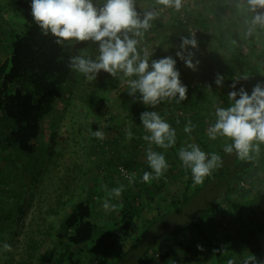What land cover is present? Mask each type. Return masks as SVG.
<instances>
[{
  "label": "rangeland",
  "instance_id": "374dc122",
  "mask_svg": "<svg viewBox=\"0 0 264 264\" xmlns=\"http://www.w3.org/2000/svg\"><path fill=\"white\" fill-rule=\"evenodd\" d=\"M13 1L0 0V6L11 9L14 5ZM94 2L100 6L103 0H94ZM140 2L143 8L155 6L159 12L157 18L165 26L158 32L144 33L138 47L140 49L146 48L149 51L150 60H159L168 56L176 60V69L180 70L181 82L188 89V103H191L190 106H195L196 111L201 114H207L209 111V113L215 114L217 107L226 108L227 106L216 92L217 90L230 93L234 90L239 91L243 87L251 94L257 84L254 76L249 71L239 69L237 64L231 60V56L242 51L252 65L260 66L264 74V28L257 26L255 32L251 36H247V25L244 24L245 22H241L238 24L239 28L236 33L230 34L229 37L226 34L223 41L228 46L224 47L221 42L215 39L218 33L216 26L218 17L213 14L214 9H201L199 6L198 8L190 7L192 4L198 5V0H194V2L193 0H183V4L186 3L185 8L189 7L188 11L185 10L184 6L181 8L180 11L184 10L185 13H180L174 8H164L163 5L156 4V0H141ZM235 6L237 7V5ZM237 10V14L243 16L241 18L251 19L252 14L245 9L237 8ZM7 16L8 14L5 16L0 15V33H2L0 38H3H1L3 41L0 43L1 49L5 46L8 31L12 26L9 25ZM204 18L208 21L202 23L201 21ZM191 31H194L195 38L198 41V49L189 48V51L195 53L193 62L199 60L198 70L196 71L188 68L184 61L176 56V52L181 50L179 47L182 43L181 37L191 38ZM86 43L87 46L83 49H88L92 58H95L98 45L93 44L91 41ZM81 50L78 51V54ZM209 70H211L212 76V83L209 85L211 89H209V86L206 87V83L203 85L200 82L203 81L202 77L205 72ZM217 74L224 77L222 86H217L215 83ZM225 75L228 79H225ZM245 76L248 78L243 79ZM83 77L85 76L82 73L71 69L61 96L43 121L42 132L33 141L34 153L32 155L24 154L18 149L17 145L9 146L6 151L11 155L10 160L3 159L0 161V264H3L4 261L18 264L23 257L26 258V242L31 234L35 238L41 237L40 241L42 240V245L31 260V264H43L42 257L59 246L58 233L63 230L62 222L66 216L65 214L71 210L72 204L67 205V210L63 212L62 216H48V222L53 226V235L43 237L38 231L31 232L32 228L38 227L37 223L40 218L35 211H31L33 207L29 203L36 194L35 187L37 183L33 186V177L40 171L43 172L48 165V151L54 138V130L61 127V116L71 119V121L74 118L73 121L76 123L77 131L72 139L66 143L67 154L70 157L79 155V162H82L84 170L87 171L82 180L83 186L77 199L86 201L91 205L94 212L93 219L100 226L97 232L98 235L94 240L80 246H72L68 258L69 264H137L139 262L142 264L145 258L147 261L150 260L152 253L156 254L157 259H153L155 264H163V259L157 256V251L167 249V233L178 230L188 222L199 219L202 211L210 209L208 207L211 206L213 197L216 196L219 190L220 183L217 177L209 176L205 178L202 184H198L196 191L191 189L192 194H188L189 196L185 199L184 189L187 183V175L179 157V150L182 147L188 148L189 145L193 144L198 145L202 151L208 154L209 158L212 153L220 154L219 148L223 147L222 141L227 137L218 135L215 140L209 138L208 129L214 125V119L207 120L205 134L201 135L200 131L194 126L193 120L189 118L192 108L189 110L182 106L176 107L172 104L173 98L165 99L155 107L145 105L140 99L141 94L139 92L135 96L129 95L127 81L135 79V77L129 78L124 76L123 73H118L114 86L107 93L109 98L101 109H93L90 111L91 113L89 112L90 114L79 115L81 114L79 112L80 108L71 107L70 112L64 113L67 86L79 84ZM236 79L240 80L236 84V88L233 89L231 85L236 82ZM199 87L202 89L201 92H199ZM199 97L201 102L197 103L196 98ZM124 105L143 107L146 112L156 111L175 130L176 143L173 145L174 150L170 147H159L154 143L151 145L152 150L163 154L168 163L167 170L161 175L162 178H154L155 173L147 161L149 142L145 141L143 137L150 135V133L144 128L142 121L137 123L136 120L129 118ZM84 117L86 118L82 121ZM110 118L112 121H108ZM189 121L193 127L191 132L186 133L184 128ZM98 130L105 133L103 140L94 135ZM128 130L132 132L131 138L126 135ZM263 145L261 144L260 148ZM175 152L177 156L174 155ZM58 153H62L61 150ZM99 161L100 167L98 165ZM124 161L129 162L134 167L133 175L131 173V178L126 177L127 180L121 173L108 170L112 163L118 162L119 166ZM145 172L152 173L153 178L148 182L143 181ZM104 186H107V188L105 189ZM121 186H123V191L120 197L108 196L111 189ZM235 186L232 191L234 199L243 200L242 195L244 194L241 193L242 191L249 194L263 193L264 154L261 156L255 171L249 175H244L235 183ZM146 190L151 191V193ZM129 193L136 195L133 199L130 195L126 196L128 201H131L130 209L133 210L135 205L139 213L134 214L128 220L130 225L127 228L122 219V203L124 195ZM105 199H108L109 203L115 205V207L106 210L103 207ZM21 205L25 209L22 214L19 211ZM215 210L217 209L213 211ZM213 211L211 210L210 216L202 218L206 231L210 236L216 239L220 235L219 233L228 231L234 238L241 240L242 247H249L247 231L243 226L239 227L237 216L231 212L232 210L224 207L217 212ZM248 211H256V213H253L252 218H261L262 211H264V201L259 202L253 208L250 207ZM239 228L242 229L241 232L238 231ZM106 229L111 230V233L108 234L105 231ZM124 231H128L126 237ZM176 239H180L179 242H186L190 238L179 236ZM190 241H193V239ZM130 242L131 246L136 242L132 254L115 261L120 252L128 248ZM4 243L10 244L13 250L11 252L5 251L3 249ZM112 243H114V246H111ZM185 249H188V252L190 250V248ZM185 251L179 255L191 261L193 258L188 259ZM178 252H180L179 248ZM138 253L146 255L137 262L135 259L140 258ZM238 257L243 260L247 255L243 253L239 254Z\"/></svg>",
  "mask_w": 264,
  "mask_h": 264
},
{
  "label": "trees",
  "instance_id": "16d2710c",
  "mask_svg": "<svg viewBox=\"0 0 264 264\" xmlns=\"http://www.w3.org/2000/svg\"><path fill=\"white\" fill-rule=\"evenodd\" d=\"M140 1L136 0V6L141 16L144 12L156 10L155 6L143 8ZM31 2L32 0H14V5L11 7L12 10L0 6V15L5 16L8 14L7 20L9 25H12L8 31V38L4 48H0V161L3 159L10 160L11 155L6 151L9 146L17 145L18 149L24 154L32 155L34 153L33 141L42 132L43 121L52 110L54 103L61 96L63 86L71 72L70 59L79 55L78 51L87 46L86 42L80 43L76 41H65L63 44H58L56 42L57 38L50 32L48 35H44L42 29L32 18ZM151 23L152 27L145 32L146 34L158 32L165 26L158 18ZM1 38L0 43L3 41V38ZM219 41L222 45V38ZM138 49L140 48L138 47ZM231 58L239 69L249 71L254 76L256 83L264 82V74L260 66L252 65L242 51L241 53L233 54ZM210 77L211 74L206 75L205 73L204 78H207L206 87L212 83ZM225 79H228L226 75ZM200 82L203 83V81ZM114 83L115 78L102 70L95 80H88L83 77L79 84L68 85L63 112L68 113L71 107H75L80 108L79 112L81 114L79 115H87L86 113L93 109H101L106 104L109 98L107 93L111 91ZM201 90L199 87V92ZM216 92L223 99L226 106H230L229 93L218 90ZM177 99L178 97L173 98L172 101V104L176 107L182 106L189 110L192 108L189 118L193 120L194 126L200 131L201 135L205 134L207 120L212 118L216 122L217 117L212 112L209 113V111V115H207L208 113L201 114L195 110V106H190L191 103H188V96L186 100L180 103H177ZM196 101L197 103L201 102L200 97L196 98ZM124 108L127 109L129 118L136 120L137 123L142 121L141 113L146 112L143 107L124 105ZM61 119V127L59 129L57 127L53 133V137L56 139H52L48 151V165L43 172L40 171V173L34 175L32 180L33 186L37 183L35 187L36 194L35 197H32V201L29 204L33 207L31 211H35L40 221L37 223L38 227L32 228L31 232L38 231L43 237L52 236L53 226L48 222V216L60 217L67 210L68 204H72V207L65 214L66 216L62 222L63 230L58 233V248L42 257L43 264H69L68 258L72 251V246H80L94 240L100 227L93 219L91 205L86 201L77 199L83 186L82 180L87 171L86 169L84 170L82 162H79V155V157L77 155L70 157L67 154L66 143L76 134V123L73 121L74 118L71 121V119L61 116ZM108 121H112V119L110 118ZM222 143L223 147L219 148L222 165L211 172L210 175L216 176L220 183L219 190L216 196L213 197L211 206L208 207L210 211H202L199 219L188 222L178 230L168 232L167 239L178 235L183 230L193 228L203 238L204 245L210 248L216 264H228L230 260L233 264H264V211H262L261 218H252L253 213H256V211H248L250 207L253 208L259 202L264 201V191L263 193L249 194L241 190V193L244 194L242 195L243 200L234 199L232 196V191L236 187L235 183L244 175H249L255 171L261 156L264 154V145L260 148L258 155L255 152L251 154L252 159L241 160L235 150L231 154L224 151L226 145L234 143L231 139L226 138ZM171 148L174 150V146H171ZM59 150L62 153H58ZM98 165L99 167L101 166L100 161ZM182 165L187 175V183L184 189V198L187 199L188 194H192L191 189L196 191L198 185L193 183L190 168L185 167L183 162ZM120 167L121 169L119 170ZM122 168L127 169L129 175L131 173L133 175L134 167L127 161L122 162L119 166L118 162L112 163L108 170L121 173L126 180L131 178L122 172ZM160 177L162 178V176ZM148 192L151 193V191ZM128 195L132 199L136 197L135 194L129 193L125 194L123 198L122 219L126 223L127 228L130 225L128 220L134 214L139 213L135 205L133 210L130 209L131 201L126 198ZM224 207L231 209V212L237 216L239 227L243 226L246 229L249 237V247H242L240 244L241 240L234 238L229 232L221 233L220 238L215 240L206 231L202 218L210 216L211 210L217 209L213 211L217 212ZM19 211L21 214L24 213L23 205L19 206ZM102 228L105 229L104 226ZM105 231L108 234L111 233V230L106 229ZM238 231L241 232L242 229L239 228ZM127 234L128 231H124L125 237ZM40 238H35L33 234L29 236L26 242V258L28 259L23 257L18 264H31V260L42 245ZM112 244L111 246H114V243ZM134 246H136V242L120 253L117 259H115L116 257L112 258L115 261H119L121 257L132 254ZM206 247L200 252V256L205 254ZM187 248H190V250L188 252V249H186L185 254L188 259H191L197 254L196 247L188 245ZM173 251L174 249L169 247L168 251L159 254V257L167 262V259L174 253ZM190 251H193V253L191 254ZM243 253L247 257L241 260L238 255ZM145 255L144 253L139 254L140 258L135 259V261H140ZM194 258L196 257L194 256ZM3 264L17 263L4 261Z\"/></svg>",
  "mask_w": 264,
  "mask_h": 264
},
{
  "label": "clouds",
  "instance_id": "9594fccd",
  "mask_svg": "<svg viewBox=\"0 0 264 264\" xmlns=\"http://www.w3.org/2000/svg\"><path fill=\"white\" fill-rule=\"evenodd\" d=\"M156 4L180 11L183 0H156ZM237 8H243L252 14L250 20H245L247 36H251L257 26L264 28V0H239ZM31 15L43 34L48 35L50 32L57 38L58 44L65 41H91L98 45L95 58H92L88 49H82L79 55L70 59V68L82 73L88 80H95L102 70L113 78H117L118 73L129 78L135 77L127 81L129 95L135 96L139 92L142 102L153 107L168 98L178 97L177 103L187 99V87L181 82L176 60L171 56L150 60V53L146 48L138 49L144 33L152 27L151 22L159 15L158 11L149 10L141 16L136 0H103L100 6L94 0H32ZM190 37H181V50L176 52V56L188 68L196 71L199 60L193 62L195 53L189 51V48L198 49V41L195 33H190ZM239 80L236 79L231 85L233 89ZM223 81L224 77L217 74V86H222ZM228 99L230 106L216 108L217 119L209 127L208 136L213 140L218 135L231 139L234 143L224 147L226 153L231 154L235 150L239 159H252L251 154L255 152L258 155L260 145L264 144V82H258L251 94L243 87L239 91H231ZM141 120L150 133L143 137L149 142L147 161L155 173L154 178H159L167 170L168 163L163 154L152 150L151 145L154 143L162 148L175 145L176 132L156 111L141 113ZM192 127L189 121L184 131L191 132ZM94 135L101 140L105 138V133L100 130ZM126 135L131 138V130ZM179 157L184 166L190 168L196 185L202 184L214 168L222 165L218 154L212 153L209 158L195 144L188 148L182 147ZM151 178L152 173L143 174V181L148 182ZM122 191L123 186L113 188L108 196L120 197ZM103 207L107 210L115 205L105 199ZM198 247L203 251L201 246ZM3 249L7 252L13 250L8 243L3 244ZM228 264L233 262L230 260Z\"/></svg>",
  "mask_w": 264,
  "mask_h": 264
},
{
  "label": "crops",
  "instance_id": "0c3cea01",
  "mask_svg": "<svg viewBox=\"0 0 264 264\" xmlns=\"http://www.w3.org/2000/svg\"><path fill=\"white\" fill-rule=\"evenodd\" d=\"M198 1H199V3L197 2L198 5L197 4H195V5L192 4L190 7L198 8V6H199L201 9L202 8H205V9H208V10L209 9H214L213 10V14L218 17V22H217V25H216L218 33L215 36V39H217L218 41H219L220 38H222V41H223L225 39L226 34L229 37L230 34H232L234 32L236 33V31L239 28L238 24H240L241 22H245V20H247L246 17L241 18L243 16L237 14L238 10H237V7L235 5H237L239 0H198ZM193 2H194V0H193ZM183 6L185 8L186 7V3H185V5L183 4ZM187 9H189V7H187ZM187 9L185 8L186 11H188ZM179 12L180 13H185L184 10L179 11ZM203 21H208V20H206L204 18L201 22L203 23ZM214 25H215V23H214ZM222 45L224 47L228 46V44H226L224 41H223ZM205 73H206V75L211 74L209 71H206ZM211 77H210V79H211ZM202 78H203V85H204L207 78L205 79L204 76ZM174 155L177 156L176 152H175ZM93 214H94V212H93ZM195 231L196 230H194L193 228H188L186 230L181 231L178 235L167 239V249H163L162 251H157V256H159V254H163L166 251H168L169 247L174 249V251H173L174 253L171 255V257H169L167 259V262L163 261L164 262L163 264H189V263H195V264H216V262L213 259L212 254L210 252V248H207L204 245L203 238L199 235V233L197 231H196L197 233ZM219 234H221V233H219ZM179 236H181V237L183 236L184 238L185 237L186 238L189 237L190 239L188 241H186V242L183 241L184 243L182 241L179 242L180 239H176ZM220 236L221 235H219L216 239L220 238ZM192 239H193V241H190ZM181 242H182V244H181ZM191 244H193V247H196L197 254L194 255L196 258H194V256H193V260L189 261V260H186L183 256H180L179 254H183L184 250H186L185 248H187L188 245H191ZM168 245H170V246L168 247ZM130 246H131V242H130L128 248H130ZM198 246H201L202 249L204 247H206L204 255L200 256L201 249ZM178 248L180 249V252H178ZM120 253H122V252H120ZM190 253L192 254L193 251H190ZM155 255L156 254L152 253L150 260L147 261V259L145 258L142 261V264H155V262L153 261V259H157L155 257ZM137 264H141V262H139Z\"/></svg>",
  "mask_w": 264,
  "mask_h": 264
},
{
  "label": "built area",
  "instance_id": "2783aa9c",
  "mask_svg": "<svg viewBox=\"0 0 264 264\" xmlns=\"http://www.w3.org/2000/svg\"><path fill=\"white\" fill-rule=\"evenodd\" d=\"M183 18V17H181ZM191 33H194V31H191ZM122 172L125 173L127 176H130L127 169L122 168Z\"/></svg>",
  "mask_w": 264,
  "mask_h": 264
}]
</instances>
